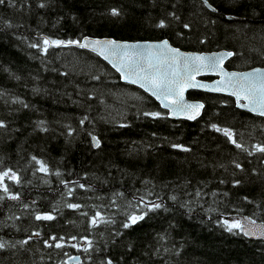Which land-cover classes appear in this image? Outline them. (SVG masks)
Returning <instances> with one entry per match:
<instances>
[{"label":"trees","instance_id":"trees-1","mask_svg":"<svg viewBox=\"0 0 264 264\" xmlns=\"http://www.w3.org/2000/svg\"><path fill=\"white\" fill-rule=\"evenodd\" d=\"M207 2L217 12L199 0L0 4V121L6 124L0 171L20 176L19 184L5 183L22 199L0 200V264H65L76 255V264H264L263 240L223 226L235 214L264 222V153L255 149L264 146L263 117L237 109L231 97L191 91L187 97L204 104L202 116L171 120L99 56L73 47H49L46 54L31 47L42 46L44 37L167 39L187 51H232L227 69L263 67L264 0ZM114 8L121 15L112 16ZM162 19L167 26L156 27ZM212 125L231 131L242 148ZM33 156L48 174L37 171ZM156 201L157 209L144 206ZM69 203L82 207L73 210ZM96 212L111 223L92 227ZM37 214L55 219L38 221ZM132 214L144 219L123 227ZM52 236L64 237L65 246H46V240L55 243ZM85 237L92 241L88 252Z\"/></svg>","mask_w":264,"mask_h":264},{"label":"snow or ice","instance_id":"snow-or-ice-1","mask_svg":"<svg viewBox=\"0 0 264 264\" xmlns=\"http://www.w3.org/2000/svg\"><path fill=\"white\" fill-rule=\"evenodd\" d=\"M12 3V0H0V4ZM207 3V0H205ZM39 7H45L44 3H40ZM209 7H211L209 5ZM215 10V9H213ZM112 16L121 15L118 9H112ZM167 26L165 20H160L156 27L165 28ZM188 25H185L187 28ZM75 45L80 48H90L92 51L97 52L103 56L106 60L110 57L113 67L120 72L121 76L128 80L130 83L139 84L145 91L150 92L161 100L162 105L165 108H169L174 114H181L187 119H195L199 115L200 109L204 107L203 104H188L184 102L183 93L189 87H201L209 91H227L230 95H234L237 100L239 107H247L249 111H259L260 115H264V70L256 69L253 72L238 75L236 73H226L222 68V63L225 59L232 56L233 53H220L211 57L202 55H185L182 54L178 49L172 48L167 40H164L156 44L139 45V44H121L114 40H91L84 38L83 42L77 40H68L67 42L62 40H51L48 37L43 38L42 46L38 44H32L31 47H38L43 53H47L49 47H61ZM205 70L216 71L222 78L217 81L215 85L209 88L207 85L200 84L195 80V76ZM247 101L246 104H241L240 101ZM15 102V101H14ZM23 104V101H19ZM24 107H28L24 104ZM145 115H152L153 117L160 116V113H145ZM44 121H40L39 125L41 131H47V128L43 127ZM83 123V120L81 121ZM6 124L4 121H0V128H5ZM212 128L217 132H223L237 148H242V145L233 139V133L228 129H221L216 125H212ZM71 129L69 135H71ZM93 146L99 148L100 142L92 136ZM182 151H189L188 148L182 145H174ZM256 151L264 153V146H255ZM251 154V153H249ZM32 161L38 165L37 171L49 173V168L40 159L33 156ZM240 168V164L235 165ZM56 175H60L59 172ZM11 181L13 183H20V176L11 169L0 171V192L4 193L0 196V200L7 199L18 200L19 196L10 192L9 185L5 181ZM78 183V182H76ZM235 183H239L236 181ZM68 185L66 184L65 187ZM80 188H85V185L78 184ZM68 195H72V189L69 188ZM68 208L77 210L82 206L76 203H69L66 205ZM149 210L157 209L160 204L152 202L150 205L145 204ZM87 215V213H82ZM146 214V213H145ZM35 219L50 221L55 219L52 214H37ZM144 219V214L136 215L132 214L128 216V221L123 227L128 228L138 221ZM101 223H111L109 219H106L101 215L100 212H96L90 217V224L92 227H97ZM255 221L250 220L249 227L247 230L244 226L235 221L233 223L224 222V227L228 232L235 234L236 230L244 233L246 236H256L257 232L260 233V238H264V229H257L255 227ZM39 236V232L34 233ZM31 237H29L30 239ZM54 244L45 241V245L48 247L63 248L64 237H50ZM75 236L71 237V240H76ZM22 243H28V240L22 241ZM84 243L87 245L83 248V251L88 252L92 247V241L84 238ZM73 248L79 250L80 245L74 243L70 245ZM4 244L0 243V248H3ZM67 255V253H65ZM71 260L79 261V257H70ZM67 264V262H65ZM106 264H113L111 260H107Z\"/></svg>","mask_w":264,"mask_h":264},{"label":"water","instance_id":"water-1","mask_svg":"<svg viewBox=\"0 0 264 264\" xmlns=\"http://www.w3.org/2000/svg\"><path fill=\"white\" fill-rule=\"evenodd\" d=\"M199 1H201L208 10H210L212 12H217L216 9L213 10L214 8L208 2L205 3V0H199ZM209 5L211 7H209ZM84 38H88V39H91V40H101V41H103V40H114L117 43H121V44H125L126 43V44H139V45L156 44V43H160V42H162L164 40H167V39H163V40H155V41H149V40H147V41H123V40H115V39L109 38V37L96 38V37L85 36V37H83V38H81L80 40H77V41L83 42V39ZM65 42H67V41H65ZM169 44H170V46L172 48L178 49L182 54H185V55H202V56L211 57L213 55H217V54H220V53H227V52L233 53L232 51H229V50H219V51H211V52L186 51V50H182V49H180L178 47H175L170 42H169ZM61 47H73V48H76V49H82V50L90 51V52L94 53L95 55L99 56L118 75V77H119V79H120V81L122 83H126V84L132 85L134 87H137L140 90H142L144 93H146L148 96H150L160 106V108L162 110L166 111L167 118H169L171 120H184V121L192 122V121H195V120L199 119L202 116V111H203V108L204 107L202 109H200L199 115L195 119H187L183 115H181V114H174L169 108H165L162 105L161 100L158 99L156 96L152 95L150 92L145 91L143 88H141L139 86V84L130 83L128 80H126L124 77H122L121 74H120V72H118L116 70V68L113 67L112 63L110 62L111 59H115L114 57H110L109 59L106 60L103 56L99 55L97 52L92 51L90 48H80V47L75 46V45L61 46ZM55 48H60V47H55ZM233 56H234V53H233L232 56H230L227 59H225L223 61V63H222V68H223L224 72H226V73H229V74L236 73L238 75H243V74H246V73L253 72L256 69L264 70V66L263 67H253V68H249V69H246V70H231V69H227L225 67V64ZM263 59H264V55H263ZM207 77H210L211 79L210 80L203 79V78H207ZM221 78L222 77L219 74H217L216 71H211V70H205V71H203L200 74H198V75L195 76V80L196 81H198L200 84L207 85L209 88H211L213 85H215L217 81L221 80ZM191 91H199V92H203V93H210V94H217V95H224V96L231 97L233 99L234 104H235V106H236L237 109H241V110H244V111H248L251 114H254V115H257V116H260V117H263L264 118V115H260L259 114V111H249V109L247 107H239L237 105L236 97L234 95H230L227 91H209V90H206L205 88H201V87H189L183 93V97H184V102L185 103H188V104H203L201 101L189 99L187 97V93L188 92H191ZM240 103L241 104H246L247 101L241 100ZM21 200L22 199L19 198L18 200H15V201H21ZM154 203H157V201L154 202ZM224 219L227 220V221H238L239 223H241L244 226V228L246 230L249 227H251V225L249 224V221L252 220V219L249 218V217H247V216H244V215L235 214V215L227 216ZM255 227L257 229H264V222H256L255 223ZM239 232L244 235L243 232H241V231H239ZM244 236L246 238H248V239L263 240L264 241V238H260V233L259 232H257V235L256 236H246V235H244ZM74 257H79V256H74ZM80 261H81L80 257H79V261H74V260H71L70 258L67 259V263L68 264H76V263H79Z\"/></svg>","mask_w":264,"mask_h":264},{"label":"rangeland","instance_id":"rangeland-1","mask_svg":"<svg viewBox=\"0 0 264 264\" xmlns=\"http://www.w3.org/2000/svg\"><path fill=\"white\" fill-rule=\"evenodd\" d=\"M7 181V180H6ZM228 223H233V222H235V221H227Z\"/></svg>","mask_w":264,"mask_h":264}]
</instances>
